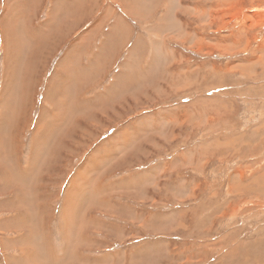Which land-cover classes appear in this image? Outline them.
Masks as SVG:
<instances>
[{"label":"rangeland","instance_id":"374dc122","mask_svg":"<svg viewBox=\"0 0 264 264\" xmlns=\"http://www.w3.org/2000/svg\"><path fill=\"white\" fill-rule=\"evenodd\" d=\"M83 1L0 0V264H264V0Z\"/></svg>","mask_w":264,"mask_h":264},{"label":"crops","instance_id":"0c3cea01","mask_svg":"<svg viewBox=\"0 0 264 264\" xmlns=\"http://www.w3.org/2000/svg\"><path fill=\"white\" fill-rule=\"evenodd\" d=\"M76 0H74V4L75 5H73V6H71L70 8L71 9H68L67 10V13H69L70 14V12L73 10V9H75V8H77V4L78 3H76L75 2ZM82 2L85 4V1H83L82 0ZM70 5V4H69ZM68 5V6H69ZM67 6V7H68ZM66 7V5L64 4V0H63V2L62 1H60V0H55V2H54V4H53V7H52V12H51V14H50V18H49V21H48V24L50 25V26H53L52 24L54 23H56V21L58 20V19H62V18H60V12H62L61 10L62 9H64V8H67ZM78 9V8H77ZM66 13V14H67ZM88 13V15H89V12H87ZM129 13V12H128ZM14 14V13H13ZM66 14H64V16L66 15ZM85 15V14H84ZM81 15L80 14H78L77 15V17L79 18ZM78 18H76L77 20H78ZM72 21V20H71ZM71 21L70 22H68L67 24H71ZM116 24V23H115ZM114 24V25H115ZM71 26H72V24H71ZM71 29H72V27H71ZM49 33H51V31H49ZM68 35L66 34L64 37H67ZM51 39V38H50ZM91 40H89V38H87L86 39V42H85V45L88 43V42H90ZM120 41V40H119ZM113 48V47H112ZM116 49V48H115ZM110 51H114V49H112V50H110ZM97 54H99V49H98V52L96 53V54H94V55H92V57L89 59V62H88V65L87 66H90V62L92 61V60H94V58L96 57L95 55H97ZM111 55V52H107V53H104L102 56H101V59H102V61H103V63L100 65V68L98 69V70H101V68L102 67H104L105 66V64H106V62H107V60H108V56H110ZM59 75V74H58ZM57 75V76H58ZM75 77H78V76H73L72 78H71V81H73V79L75 78ZM76 83V82H75Z\"/></svg>","mask_w":264,"mask_h":264},{"label":"bare ground","instance_id":"6f19581e","mask_svg":"<svg viewBox=\"0 0 264 264\" xmlns=\"http://www.w3.org/2000/svg\"><path fill=\"white\" fill-rule=\"evenodd\" d=\"M77 10V9H76ZM78 13V12H77ZM71 14V13H70ZM14 52V51H13ZM17 58H18V56H17ZM17 69V68H16ZM22 69V68H21ZM18 70V69H17ZM86 70V69H85ZM16 71V70H15ZM17 72V71H16ZM88 72V71H87ZM79 78V77H78ZM83 78V77H82ZM79 80V79H78ZM77 80V81H78ZM7 83V82H6ZM1 105H2V103H1ZM3 107V106H2ZM5 109V108H4ZM3 109V110H4ZM10 109V108H9ZM64 118V117H63ZM62 120V119H61ZM62 122V121H61ZM59 124V123H58ZM57 131V130H56ZM45 137V136H44ZM45 141H47V139L45 140ZM44 141V142H45ZM51 146V145H50ZM55 147V146H54ZM51 148V147H50ZM43 151V150H42ZM47 151V150H46ZM44 152V151H43ZM42 152V153H43ZM51 152V151H50ZM45 153V152H44ZM46 155H48V154H46ZM37 158V157H36ZM3 161V160H2ZM37 161V160H36ZM82 177V176H81ZM76 194H75V191L73 192V193H71L70 194V199L68 198V202H67V206H66V214L67 213H70V212H73L72 211V205H73V201H74V198H73V196H75ZM76 198V197H75ZM72 201V202H71ZM65 220V219H64Z\"/></svg>","mask_w":264,"mask_h":264}]
</instances>
